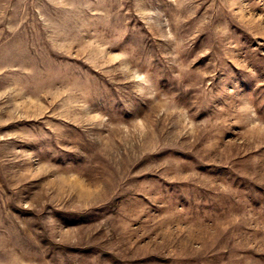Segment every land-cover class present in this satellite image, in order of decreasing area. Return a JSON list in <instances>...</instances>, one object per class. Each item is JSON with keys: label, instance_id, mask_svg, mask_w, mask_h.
Listing matches in <instances>:
<instances>
[{"label": "rangeland", "instance_id": "obj_1", "mask_svg": "<svg viewBox=\"0 0 264 264\" xmlns=\"http://www.w3.org/2000/svg\"><path fill=\"white\" fill-rule=\"evenodd\" d=\"M0 264H264V0H0Z\"/></svg>", "mask_w": 264, "mask_h": 264}]
</instances>
